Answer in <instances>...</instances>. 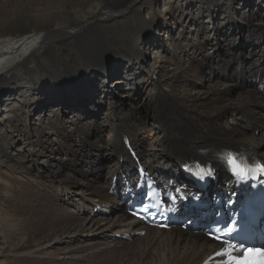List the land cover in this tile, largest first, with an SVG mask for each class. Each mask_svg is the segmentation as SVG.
Segmentation results:
<instances>
[{"label": "bare ground", "instance_id": "6f19581e", "mask_svg": "<svg viewBox=\"0 0 264 264\" xmlns=\"http://www.w3.org/2000/svg\"><path fill=\"white\" fill-rule=\"evenodd\" d=\"M6 1L2 2L0 14L5 13L0 22L15 24L10 33L0 31V128L8 126L4 134L0 130V169L6 166L5 173L21 179L23 176L31 178L32 184L36 182L34 176L51 182L45 187L50 193L44 192L45 197L42 196L51 211L42 216L47 217L46 226L55 224L56 227L28 247L25 246L26 234L21 231L15 235L14 224L6 222V227L0 228V243L5 248H1L0 262L84 264L93 257L89 247L94 239L105 240L103 247L96 251L109 250L116 246L111 239H106L109 233L145 229V236H139L141 239L150 235L151 242L170 245L176 240V245L167 255L160 252L144 264H202L217 246L200 231L176 228L162 241L157 236L151 239L152 231L159 233L164 229L138 228L136 221L124 212L123 200L113 197L110 188L115 177L135 171V161L123 140L125 135L152 174L176 181L186 179L181 173L182 166L197 158L213 160L222 175L224 168L218 161V153L227 148H244L264 158V139L258 137L263 136L264 131V91L259 87L264 78V25L258 27L259 33H254L256 28H253L237 36L231 33V27L222 30L223 39L230 42L222 45L218 40L220 29L201 27L203 20L193 12V6L196 2L200 10L201 7L206 9L210 19L216 11L226 9L223 13L229 14V19L238 20L234 13H229L230 3L235 0H175L177 8L174 10H170L174 1L165 0L161 14L151 17L142 12L154 7L150 0H37L47 5L36 8L30 6L33 0H9V4ZM32 11L38 14L37 21L30 17ZM183 17L200 23L197 24L199 33L193 35L196 38L182 32L188 25L181 21ZM129 18L137 29V41L130 33L126 21ZM153 30L161 33L158 41L150 42L155 48L153 55L157 64L163 60L158 82L149 80L145 71L156 75L143 49ZM174 31L176 34L169 39ZM247 47L246 54L231 61L236 50ZM37 50L40 57L35 65L23 72L18 70L17 66ZM108 56L114 58V68L121 69L124 85L132 88L127 101L124 95L118 96V85L109 84L112 72L106 63ZM192 75L201 77L206 88L202 95L179 90L180 77ZM143 90L151 96L150 100L129 113L126 105L139 103V92ZM105 109L107 111L103 112ZM86 111L94 117L105 114L106 122L88 119ZM127 111L128 114H123ZM229 111L239 119L231 126L224 121ZM12 113L14 120L8 117ZM241 114L243 118L250 117L247 122L243 120L246 124H242ZM146 128L159 134L153 145L140 136V131ZM105 130L111 138L100 144L94 133ZM76 141L83 145V150L76 148ZM27 144L30 145L28 151L23 147ZM96 148L100 149L99 153L94 152ZM78 153L87 157V167L79 168L84 181L65 170L66 160ZM95 155L97 159L93 160ZM97 160L107 165L98 169ZM38 163L45 164H39V169L47 166L48 171L34 172L32 165ZM88 167L92 172L90 177ZM55 191L65 195V200L69 195L77 197H69L70 201L77 202L68 201V204H75L78 211L68 206L56 207L49 201ZM77 193L81 194L80 198ZM109 195L112 198H108ZM99 205L112 206L118 212L111 223L104 214L93 216L94 207ZM10 229L14 234L13 242L8 241L9 233L6 234L7 230L11 233ZM15 240L24 246L15 249ZM182 242L187 244L184 249L179 247ZM146 251L141 257L145 258ZM122 264L136 263H129L127 257Z\"/></svg>", "mask_w": 264, "mask_h": 264}, {"label": "rangeland", "instance_id": "374dc122", "mask_svg": "<svg viewBox=\"0 0 264 264\" xmlns=\"http://www.w3.org/2000/svg\"><path fill=\"white\" fill-rule=\"evenodd\" d=\"M150 1L153 2L154 7L152 8V6H151L148 11H145V12H144V10L142 11L146 15V17H151L155 14H161L160 10L163 7V3L165 2V0H150ZM173 1L174 2L172 4L170 10H174L175 8H177V2L175 0H173ZM2 2H3V0H0V12L3 10ZM6 2H7V4H9V0H7ZM45 5H47V4L41 3L40 1H37V0H33L32 4H30V6L32 8H36L37 6H45ZM199 8H200V6L197 5L195 2V5L193 6V12L195 14H198L199 17H201V21L203 20L202 21L203 24L201 27L204 28L206 26L208 29H216V30L220 29V34L218 36V40L220 41L219 43L222 45H226V44L230 43L229 41H226L223 39V33L224 32L222 33V30H229L230 29L229 27H231V29H230L231 33H234V35L237 36V34L242 35L243 33L251 32V31H253V28H256L254 30V33H259L260 32L259 30H261V29L258 27H261L260 25H264V0H235V3H233V4L230 3L229 13H234L236 15V18H238V20L229 19V17H227V16H229V14L225 15L223 13V12H226V9L216 11V15L213 16V19H210V18H208V15H207L208 12L206 11V9H203V7H201V10H200ZM3 14H0V20L4 19V18H1V16ZM36 16H38V14H36L35 12L32 11L30 17L33 20L37 21L35 19ZM232 17H234V16H232ZM190 20L191 19H186V17L181 18V21H184V22L186 21V23L188 24V25H186V31H184L182 28V32L184 33V35H189V33H190V38H196V36L194 37L193 35H196L197 32L199 33L198 27L200 25H197V24H200V23H195L194 21H190ZM126 21H127V24H129L130 33L132 34L134 40L137 41V38H136L137 29H136V27L133 26L132 20L130 18ZM193 22L195 24H193ZM23 23H25V21ZM233 23H236L237 25L233 26L232 25ZM14 24H15V22H13V21L0 22V31L4 32V33H10L12 26ZM163 27H164V29L166 28L165 25H163ZM178 28H180V26ZM175 34H176V32L174 31L173 35L169 39L174 37ZM160 35H161L160 31H157L155 33L153 30V33H150L147 36V37H150V40L147 43V46L149 47V49L147 48V46L146 47L143 46V49L147 53L146 59L148 62L152 63L153 69H154V72L156 73V75H154L152 72L149 73L147 71V69H145V71L148 74V79L154 80L155 82L159 81L158 76H160V70L162 69V68H160V66L163 64V60H159V62L157 64V62L154 59V55H153V50L155 48L153 49L150 42L153 39L158 41V38ZM183 38L184 37L182 36L181 39H183ZM205 40H207V39L205 38ZM248 49L249 48L247 47L246 49H243V50H236V52H235L236 55L234 57H231V61L234 62L236 60V58H238L241 54H243V53L246 54L248 52ZM38 53H39L38 50L35 51L34 54L32 56H30V58L21 62L22 64L18 65L17 69L20 70L21 72H23L25 68L30 67V66H34L35 60L40 57L38 55ZM221 57L222 56H220V59H221ZM199 59H201V61H200V63H201L202 62L201 55L199 56ZM106 63L108 65V68L112 72V76L110 78L109 84L113 85V86L118 85L117 86L118 96L124 95V97L127 101L128 94L129 93L131 94V90H130V89H132L131 86L124 85L123 80L125 81V79H122L123 77L121 75V69L114 68V66L116 64L114 58L108 56L106 58ZM217 68H218L217 69V72H218L219 64H217ZM115 71L117 73H115ZM118 79L120 82L117 83ZM160 79L162 80L164 78H160ZM163 81H165V79ZM179 84H180L179 90H182V91L185 90L189 94L199 92L200 95H202L204 93V90H206L205 86L203 87V81L199 75H192L190 78H186L184 76H181ZM98 91L101 92V90H98ZM133 93H135V91L132 92V94ZM139 93H140V97H139L140 102L139 103L126 105V108L129 111V113L134 111V110L136 111V110L140 109V107L145 102L150 100L151 96L147 93V91L143 90V91H140ZM96 98H98V96ZM63 109L64 108H62V112H63ZM65 109H67V106L65 107ZM106 111H107V109H105L103 112H106ZM128 111L123 113V114H125V115L128 114ZM40 112L42 113V111H40ZM86 112H87L86 114L89 115L88 119H90V120L97 119V121H99V122H106L103 120L105 114L101 113L100 115H96V113H95V115L97 117H94L91 115V112L90 113H88V111H86ZM67 114H68V111H67L65 116H67ZM234 114H235L234 112L229 111L228 114L226 115L224 121L226 122L227 125L231 126L235 122L239 121V119L236 120V117H234ZM244 114L240 115L241 116L240 118H242V124H246L245 122H247V118H250L248 116H244V118H243L242 116ZM69 115L74 116V113H70ZM8 117L10 119H13V120L15 119V115H13V113H12V115H10ZM70 119H72V118H70ZM243 120H245V122ZM5 123H6V121H5ZM7 127L8 126H5L3 129L0 128V130H2L1 133L4 134ZM262 135L263 136L258 135V137H261L262 139H264V133ZM140 136L144 137L146 140V143H148V144L151 143V145L154 144L153 140L159 139V134L155 130H151L149 128L142 129L140 131ZM94 137H96L98 143L104 144L107 141V139L111 138V135L106 130L104 132L96 131L94 133ZM75 145H76V148L83 150V145L81 143L78 144L76 141ZM23 147L26 151H28L30 149L29 144L23 145ZM91 151H92V149L90 148L89 152H91ZM94 152L99 153L100 149L96 148V151H94ZM84 155H85L84 153H81L80 156H79V153L77 156L70 155V158L66 160V167H65L66 169L65 170L68 171V173H70L74 178H76L77 180H80V181H84V178H83V175L80 173L81 170L79 168H86L87 167V164H86L87 157L84 158ZM79 157L82 158L81 162L78 161ZM92 159L93 160L97 159L96 155L94 156V158L92 157ZM41 160H45V158L41 157ZM96 163H97L98 169L104 168V166L107 165V163L103 162V160L102 161L97 160ZM39 164L41 166L45 165L44 163H38V165H36V166L32 165V169L34 172H37V173L40 172V174H44L42 169L47 170L48 168L46 166L44 168L42 167L41 169H39L41 167ZM72 166L76 167V169H78L79 172L75 168H73ZM0 167H2V166H0ZM5 167L6 166H4V168H3L4 170H5ZM3 169H0V176H1V179H0V228L4 229V227H6V225H5L6 222H8V223L10 222V223L14 224L13 228L15 229L14 232H16L15 235H18L17 233L22 231L23 234H26V239H27L26 243L27 244L25 246L31 247L35 244L34 243L35 240L37 241L41 237L49 235V233H51L53 231V229L56 227L55 224L47 225L48 226L47 227L46 226L47 217H44L45 214H48V212L51 211L50 208H48L46 205V200H43L45 197L43 195V193L48 192V191H46L45 187L47 185H51V182L48 179H42L41 176H36V177L34 176V178L36 179V182H34L32 184L31 178L27 179V177L23 176V178L21 179V178L15 177L14 175H12L10 173H5V171ZM98 169H96V170H98ZM89 170H90V168L88 167V177H90L92 174V172ZM10 172H11V170H10ZM43 176L45 177V175H43ZM30 177H32V176H30ZM87 179L88 178H86L85 180H87ZM40 181L42 184L40 183ZM38 183H40V184H38ZM42 188H44V189H42ZM59 190L62 191L64 189L59 188ZM6 191H8V193H6ZM48 193H50V192H48ZM70 194H73V193H70ZM77 195L79 197V195H81V194L77 193ZM42 196H44V197H42ZM52 196H53V198H52ZM52 196L49 199V201H51L56 207H64L65 208V206H68L70 208V210L78 211L77 210L78 208L76 206H74L75 204H73V205L68 204V201H70L69 197H72V195H69V197H66V200H65L64 199L65 195L58 194V192L55 191L54 193H52ZM108 198H112V196L109 195ZM72 199H78V198L72 197ZM72 201H76V200H71L70 202H72ZM89 208L91 209V207H89ZM57 211L58 210H56V212ZM117 213H118L117 211L111 212L108 215V219L106 221L111 223L115 219V216ZM97 214H99V213L96 212L93 216H97ZM42 215H44V216H42ZM100 215H102V214H100ZM83 216H85V215L82 214V217ZM80 220H82V218H80ZM10 230H11V233L7 230L6 234L9 233L8 241L10 240V242H13L11 240L13 239L14 234H13V230L12 229H10ZM171 231L172 230H164L163 232H159V233L152 231L150 233L151 237H152L151 239H154L155 236H157L156 238H158L160 241H162L163 238H165L166 236H169ZM149 236H148V238H143V239H141L140 237H134L132 240L125 241V240H121V239L116 240V239H114L115 235L112 233H109L106 239H111L112 243H114L116 246L110 248L109 250H101V251H96V250L98 248L103 247V245H104L103 242H105V240L94 239L91 242V246L89 247L93 251L92 252L93 257L91 258V260L86 259L83 263L84 264H86V263L87 264H118L121 262V264H122V262L124 263V258L128 257L129 263L134 261L136 264H144L145 261H150L153 256H159L160 252L162 253V255H164V254L167 255L168 253L171 252V249L176 245V240L171 241L170 245L168 243H159V242H157L156 239L155 240L157 243H155V241L151 242ZM14 243L16 244V246H14V247H16L15 249H18L20 246H24V245H20L21 243H19L18 240H15ZM186 246H187L186 242H182L179 245L180 249H184V247H186ZM1 248H2V250L5 249L3 247V245L0 243V259H1V252H2ZM145 249L147 251H146V254L144 256L145 258H143L141 256H142V253ZM154 249H155V252L153 253ZM0 264H3V263L0 262Z\"/></svg>", "mask_w": 264, "mask_h": 264}, {"label": "snow or ice", "instance_id": "6c2138e0", "mask_svg": "<svg viewBox=\"0 0 264 264\" xmlns=\"http://www.w3.org/2000/svg\"><path fill=\"white\" fill-rule=\"evenodd\" d=\"M233 161L230 159L229 160V163H232ZM262 170H264V167H262ZM225 253L224 252H221V253H217V255H224ZM235 264H241V262L239 260L235 261Z\"/></svg>", "mask_w": 264, "mask_h": 264}]
</instances>
